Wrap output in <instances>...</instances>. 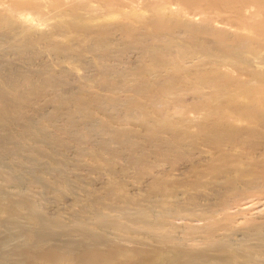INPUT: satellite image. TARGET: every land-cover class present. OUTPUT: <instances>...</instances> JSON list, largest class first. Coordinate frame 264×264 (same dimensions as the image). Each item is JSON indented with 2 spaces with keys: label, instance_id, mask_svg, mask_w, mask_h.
I'll list each match as a JSON object with an SVG mask.
<instances>
[{
  "label": "bare ground",
  "instance_id": "bare-ground-1",
  "mask_svg": "<svg viewBox=\"0 0 264 264\" xmlns=\"http://www.w3.org/2000/svg\"><path fill=\"white\" fill-rule=\"evenodd\" d=\"M100 1L99 6L103 9L100 12L105 11L106 15L120 18L110 23L101 22L96 27L94 26L103 44L115 42L117 38H114L112 34L116 31L133 39L135 36H143L144 41L150 37L149 40L161 44L156 43L159 48L162 46L160 48L163 49L162 52H165L164 49L173 50L167 55L169 56L167 59L162 60L163 63L160 60L162 57L160 54L159 61L156 59V62L147 65L142 63L143 66H140V62V65L130 67L127 72L131 73L134 82L142 86H140L142 90H139L135 96L116 99V107L123 111L126 119L137 120L140 129L130 128L129 125V129L114 127L115 129L111 128V132L113 130L114 132L108 135L109 137L112 134L111 136L115 138L118 145L123 144L128 148V152L126 151V156L130 160L128 165L133 166L134 174H132L137 185L142 183L144 177L148 179V189L144 186L143 190L147 189L146 193L149 192L151 198H146L152 199L150 201L151 216L147 217L145 211L139 214L137 210L135 215H139L131 222H135L137 227L140 226L149 232L154 247L149 252L150 255L147 256L146 253L147 258L141 256L144 260L141 258L134 264H208L207 262L213 257L220 261L223 259V262L230 264L237 255L246 258V256L242 257V252H233L230 248L228 251L227 247L224 249L225 246L222 247L221 240L223 236L230 237L225 234L227 235V231L230 232L232 228L230 224L234 222L231 215L226 212V209L230 208L229 200H235L238 193L240 195L245 192L249 193L251 188L257 187L256 184L260 185V182L256 183V180L264 177V0ZM46 3L48 9L50 7L51 10L56 9L61 15L69 18L68 22H65L69 30L71 29L74 33L80 30L87 35L93 33H91L92 27H89L91 25L88 26L85 23V19L91 18L95 12H93L95 8L91 10L92 0H0V8H2L0 9V34L13 32V46L19 47L18 52H22L21 46L34 38L37 33L34 26L32 27V21L36 17L35 21L40 16L43 18L45 12H48L44 10ZM79 10H85L87 14H80ZM96 11L98 13L99 10ZM60 27L58 29H61ZM73 32L70 36L74 37ZM80 36L78 34V37ZM142 38L132 41L141 44ZM50 40L49 44H54L51 45L54 51L61 47L59 44L56 49L55 45H58L59 41L52 39L50 43ZM79 40L77 41H82ZM84 40H86L85 37ZM149 40L147 41L150 42ZM77 44L75 45L78 46ZM62 47L60 49L65 48ZM151 48L154 47L151 46ZM76 51L71 52L76 53ZM78 51L76 54L80 55ZM146 51L149 56L151 51ZM137 56L140 54L137 53ZM155 56L158 57L156 54ZM142 62L146 61L142 60ZM150 89H154L156 93L149 95L150 97L146 95L149 99L147 105L146 102L145 104L140 100V97L143 98L146 91L149 94ZM9 91L5 88L0 89L2 100L4 97L5 102L7 97L9 98L7 102L10 99L14 100L13 105L6 102V107L2 106L4 101L1 104L0 100V130L4 127L7 129L11 124L22 122V117L25 115L24 104L30 101L28 94V96L25 95L29 99L26 101L23 94L19 93L20 96H18L15 92L16 96ZM51 100H47L46 103H53ZM173 102H176V105H171ZM76 103L78 104V101ZM109 105L114 106L113 103ZM169 105L173 107L169 108ZM79 109H84V107ZM85 109L88 110L87 107ZM129 111L133 114L131 115ZM80 112H82L81 116L86 119L91 117V111L82 110ZM101 121L103 123V120ZM23 127L22 129H25L28 134L36 136L38 144L46 148L57 143L54 139L45 142L39 138L37 133L35 135L31 132V126L28 123H24ZM100 127L102 130V124ZM103 127L106 128V126ZM9 135L0 136V140L5 139L7 142V139L15 138L13 139L16 140L15 143L12 142L14 145L12 147L8 145V148L1 143L0 151L20 154V151L27 146L26 138ZM40 147H33L30 151L35 150V153L37 152V155L39 154L44 159H51L50 150L44 149L45 147L40 149ZM28 157L32 158L29 154ZM113 187H109L110 195H114V193L111 194ZM257 188V190L260 189ZM255 190L252 191L256 192ZM232 195L236 197L231 199ZM218 215H221L220 218L217 217ZM252 225L250 224L251 228ZM184 229L186 231H183ZM47 233L39 232V240L48 238ZM88 235L85 240L86 246L88 241L95 239L90 232ZM220 236L222 238H219ZM189 245L190 248H188ZM170 248L174 250L170 252ZM248 251L249 254L253 250ZM246 259L249 260L248 255Z\"/></svg>",
  "mask_w": 264,
  "mask_h": 264
},
{
  "label": "rangeland",
  "instance_id": "rangeland-1",
  "mask_svg": "<svg viewBox=\"0 0 264 264\" xmlns=\"http://www.w3.org/2000/svg\"><path fill=\"white\" fill-rule=\"evenodd\" d=\"M99 3H101L100 0H92L93 8L91 10L95 8L93 10L95 16L90 18L85 15L87 17H85V23L88 26L91 25L89 27L93 29L91 30L92 34L88 33L91 35L83 34L80 30L75 31V33L71 29L69 30L65 25L69 18L61 15L56 9L51 10L50 7L49 10L47 3L44 10L48 12H45L44 17L40 16L42 19L38 17V22L35 21L37 17L33 19L32 27L34 26L37 33L34 38L29 39L27 43L21 46L22 52L17 51L19 47L13 46V32L0 34V89L5 88L7 91L10 90L11 94L18 96L20 94H23L22 96L29 95L30 101L31 99L33 101L24 104L25 115H23L24 118L22 117V122L14 123L15 125L11 124L7 129L4 127L3 130H0V134L3 133L0 135L2 137L7 134L12 137L14 135L16 137L24 136L27 143L20 154L0 151V264H134L142 257H146V253L147 256L150 255L149 252L154 247L149 232L140 226L137 227L135 222H131L144 211L147 217L152 212L150 203L152 199L150 200L149 192L146 193L148 179L144 177V182L138 184L140 187L137 185V182L134 181L133 166L128 165L130 161L129 157L126 156L128 148L123 144L122 146L118 145L114 140L115 138L111 136L112 134H110L111 141L108 135L113 133L114 130L112 132L111 130L115 128L129 129V127H133L137 130L140 129L137 120L126 119L123 111L116 107V99L135 96L139 90H142L141 85L134 82L131 73L127 72L130 67L140 64L143 66L142 63L151 64L156 62V59L159 61L161 55L164 57L163 59L160 57L163 63L169 57L167 55L173 50L166 51L164 49L165 52L163 51V53V49H160L162 46L159 48L157 42L156 44L148 39L150 37L145 41L143 36H135L133 39L119 31L120 34L116 31L112 34L114 38H117L116 41L114 40L115 42L103 44L104 42L99 40L101 39L100 35L94 26L96 27L101 22L106 23L108 21L107 23H110L120 18L106 15L105 11L100 12L103 9ZM96 10H99L98 13ZM79 11L80 14H87L85 10ZM60 25L64 29L67 28L70 33ZM59 27L63 30L58 29ZM71 32L74 33L75 38L70 36ZM38 36L41 37L37 38ZM69 38L71 39L69 40ZM136 38L143 39L141 44H139L140 42H133ZM52 39L59 41H57L58 45H55V48L59 47V44L65 48L60 49L61 47H59V50L57 47L58 50L55 49L56 51H54L51 46L54 44H49V40L51 43ZM76 39L82 41L79 40L80 42H78ZM74 41L78 43V46L73 43ZM86 43L88 45H85ZM79 44L83 47L81 45L79 47ZM150 45L155 49L151 48ZM71 46L75 48L73 47L71 50ZM75 49L80 51H78L80 55H84L76 54ZM74 50L76 53L71 52H75ZM81 50L84 52L82 53ZM146 50L151 51L149 56ZM15 52L18 54L14 55ZM137 53L144 58L141 59ZM146 53L147 55H145ZM153 54L158 55V57H154ZM76 55L80 57L78 58ZM152 55L154 60L150 58ZM142 60L146 62H142ZM120 75L122 76L120 77ZM130 89L132 91H129ZM150 90H148L149 94L146 91L145 96L140 97V100L143 103L146 102L147 105L149 102L147 98L156 93L154 89ZM28 97L26 101L29 100ZM107 98L113 101H109ZM49 99H52L53 103H46ZM0 100L2 104L5 97L4 100L0 97ZM7 100H9L8 97L6 102ZM6 102L4 101V104ZM12 102L14 103V100L10 99L7 103L11 105ZM108 103H113L114 106ZM175 103L173 102L171 105H176ZM4 104L2 106L6 107L7 104ZM171 105L169 108L173 107ZM83 107L84 109H79ZM86 107L88 110L85 109ZM82 110L90 112L91 117L88 119L82 117V112H80ZM129 113L131 112L129 111ZM100 119L103 120V123ZM97 122L102 124V130L101 124ZM24 123H28L31 126V132L35 135L37 133V136H40L39 138L45 142L54 139L57 143L49 148L40 143L39 145L36 136L30 135L25 129H22ZM13 139L15 138H9L7 142L2 139L4 142L0 140V144L4 143V146L12 147L16 141ZM37 145L41 146L40 149L45 147L44 149L50 150L52 154L50 161L39 156V154L37 155L35 150L30 151L33 147H38ZM28 154L32 158H29ZM256 183L260 185L258 186ZM256 183V186L261 190L254 187V190L257 188L256 192H253L251 188L249 193L245 192L246 194L241 195L238 193L240 197L238 194H236L237 198L233 195V197L229 196L235 200H231L232 202L229 200L230 208H227L226 212L231 215L230 217L234 219V222L230 224L232 228L229 231L231 233L227 231V235L225 234V236L230 237L223 236L222 238L220 236L219 238L223 240H221L222 243H219L223 245L222 247L225 246L224 249L228 248L229 251L230 248L233 252H242V257L246 256L247 258L248 255L249 258L248 260L237 255L238 258L233 259L234 261L232 260L230 264H234V262L235 264H264V184H262L264 177L257 179ZM142 184L143 186H141ZM144 186L147 188L145 191L143 190ZM109 187L114 188L113 192L111 191V194L114 193V195L109 194ZM137 193L141 196H136ZM136 212L139 214L135 215ZM220 216L217 217L220 218ZM250 224H253L252 228ZM134 227L139 228L138 231L141 233H138ZM39 232H48V238L39 240ZM89 232L95 239L87 242V246L89 245L87 248L85 240ZM89 236L91 237V235ZM142 239L147 240L143 242ZM178 244L177 246H179ZM251 245L252 247H250ZM89 247L91 248L89 249ZM246 247L253 248L248 250L250 252L253 250L252 253L254 254L249 253V255ZM170 249V252L174 250ZM215 258L213 257L207 263L226 264L223 259L220 261V259Z\"/></svg>",
  "mask_w": 264,
  "mask_h": 264
}]
</instances>
